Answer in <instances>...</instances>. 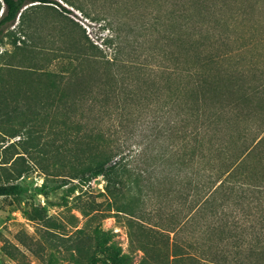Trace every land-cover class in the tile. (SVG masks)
<instances>
[{
	"label": "rangeland",
	"instance_id": "374dc122",
	"mask_svg": "<svg viewBox=\"0 0 264 264\" xmlns=\"http://www.w3.org/2000/svg\"><path fill=\"white\" fill-rule=\"evenodd\" d=\"M52 1L46 4L49 6L28 4L21 20L3 30L0 79L5 84L18 87L24 74L26 90H34L37 77L43 87L49 88L47 75L67 76L76 65L74 60L60 56L75 50L71 46L80 42L96 45L110 61L115 55L120 59L118 63L150 61V67L159 72L163 63L173 65L164 62L163 57L170 51L182 50L178 41H203L210 45L212 53L225 57L222 95L218 94V99L209 97L208 113L216 117L219 103L233 101L238 106L228 107L217 122H210L208 128L216 146L200 164L219 165L253 146L237 175L243 181L264 185V0H206L210 8L203 11L206 22L196 13L193 0V8L189 0H172L175 5L168 7L165 3L169 0ZM1 7L0 2V10ZM108 39H112L111 43L105 42ZM14 40L16 45L29 49L28 54L13 53ZM150 49L153 58L148 55ZM119 69L124 73L127 68ZM82 70L78 78L90 81L86 96L91 93L94 98L88 96L78 102L73 115L81 118L85 127L84 123L98 121L105 107L114 108L115 98L106 99L105 104L102 95L111 97L115 84L102 67L85 64ZM212 72L215 75L216 70ZM3 86L0 85V183L16 186L17 194L0 197V264H86L88 260L89 264H115L120 257V262H125V256L127 264H171L177 257L176 249L164 235L149 229L154 223L169 226L176 222L175 207L181 196L172 174L179 167L178 157L172 154L176 150L166 160L159 158L170 143L176 145L164 137L162 129L152 130L156 126L152 118L159 111L145 110L141 121L148 122L143 125L132 118L127 127L112 136L113 144L124 150L131 173H140L144 185L134 213L117 211L133 195L127 188L131 177L125 178L119 192L112 191L113 195L104 191L102 177L78 184L71 177L79 171L70 170V166L80 168L85 162L84 130L76 132L61 123L55 133L49 112L46 121L38 120L42 129L39 140L38 134L29 133L37 124H30L32 128L27 130V119H31L38 97L21 92L18 99L27 100L29 108L23 102L15 108L13 90L12 94L5 92V100L1 96ZM69 88L78 90L76 86ZM159 99L158 95L149 101L143 95L139 98L150 108L157 107ZM210 115L207 117L212 119ZM119 116V111L114 113L113 122ZM221 127V132L213 131ZM12 132L15 137H10ZM258 135L262 139L254 146ZM205 146L204 142L202 148L194 150L207 153ZM72 185H76L75 190L69 192ZM176 264L195 263L181 260Z\"/></svg>",
	"mask_w": 264,
	"mask_h": 264
},
{
	"label": "trees",
	"instance_id": "16d2710c",
	"mask_svg": "<svg viewBox=\"0 0 264 264\" xmlns=\"http://www.w3.org/2000/svg\"><path fill=\"white\" fill-rule=\"evenodd\" d=\"M193 1L197 9L196 13L206 22L203 11L207 12L210 9L207 1ZM0 2L2 4L0 10L1 36L5 28L12 26L17 19L21 20L28 4L49 6L46 4L53 1L0 0ZM189 2L193 8L191 0ZM165 5L174 6L175 3L169 0V3L166 2ZM63 10L66 9L63 8ZM186 10H189L188 7ZM117 38L119 37L115 36V39ZM111 40L108 39L105 42L111 43ZM178 42V47L183 46L182 50H177L175 53L170 51L163 57L164 62L170 61L173 65L168 66L163 63L159 72L150 67V61L132 60L118 63L120 59L116 55L110 61L104 58L96 45L89 41L80 42L76 46H71L75 50L60 56L62 59L76 62L67 76L55 73L47 75L49 88L43 87L41 78L37 77L34 79L37 82L34 90L23 88L24 74L19 86L15 85L14 89L9 86L10 83L5 84L0 79V85H4L1 96L4 95L7 100L5 92L9 93L13 90L15 108L19 102H23L27 109L29 108L28 101L19 100L18 95L21 92H30L38 97V103L32 110L33 118L27 119V124H29L27 130L32 128L30 124H37L38 127L29 133L38 134L39 140L42 129L38 120L46 121L50 116L49 112H52L50 120L54 123L55 133H58L57 129L61 123L70 125L76 132L83 129L85 149L82 158L85 162L80 168L70 166V170L79 171L71 179H77L78 184L83 185L93 178L102 177L105 182L104 191L113 195L114 191L119 192L124 184L123 180L131 177L127 188L133 192V195L129 201L117 207V211L131 213L138 208L142 196L144 186L141 181L142 175L138 172L131 173L130 163L123 155L124 150L113 144L112 136L116 135L120 129L127 127L128 121L132 118L143 125L148 122L141 121L145 110L154 109L156 113L159 111V114L152 118L151 122L156 124L152 130L162 129L167 140L176 142V145L170 143L167 152L161 153L159 158L166 160L170 157V152L176 150L172 154L178 157L179 167L172 174L176 176L181 196L180 202L175 207L174 216L178 215L173 225L161 226L154 223L155 225L148 227L158 235H164L176 249L177 257L172 259L171 264H176L181 260H188L195 264H264V233L261 232V228L264 227V185L254 181H243L237 175L240 164L253 146L245 148L235 159L223 161L219 165L200 164L216 146L212 142L214 135L209 132L208 128L210 122H217L228 107L237 108L238 106L233 101L219 103L216 117L208 113L209 107L206 101L209 97L212 95L218 99V94L222 95L223 79L221 78L224 75H222L221 68L225 60L222 56L224 54L212 53L209 50L210 45L196 39L191 43ZM11 46L13 53L28 54L29 49L16 45L15 40L11 42ZM150 50V53L148 50V55L150 54V58H153L154 53L152 49ZM85 64L102 67L106 77L110 75L109 80L114 82L115 86L110 92L111 97L104 94L102 100L106 104L108 103L106 99L115 98L116 104L114 103V108L105 107L98 121L84 123V127L81 118L74 117L73 114L77 111L78 102L87 99L88 96L94 98L91 93L86 96L90 81L78 78ZM119 66L127 68L124 73L121 72ZM115 67L118 69L116 70ZM214 70H216L215 75L212 72ZM80 83L82 85L79 86ZM59 86L63 87L58 88ZM70 86L72 88L76 86L78 90L71 91ZM142 95L146 97V100L158 95L161 98L159 99L160 104L155 108H150L149 103L141 104L139 98H142ZM8 96L10 97L9 94ZM117 111L120 112V116L116 117L117 121L113 122V115ZM207 115H210L212 119H209ZM213 131L221 132L222 127ZM263 132L264 128L261 130V133ZM15 136V132L10 134V137ZM261 139L259 135L256 136L253 145L258 144ZM204 142L207 145L205 146L207 153L203 149L196 153L194 149L202 148L201 144ZM75 187L76 185L68 187V191L74 192ZM15 194H17L16 186L0 183V197ZM123 258H126L125 262H120V257L114 260L115 264H127L128 256ZM86 264H89V260Z\"/></svg>",
	"mask_w": 264,
	"mask_h": 264
}]
</instances>
